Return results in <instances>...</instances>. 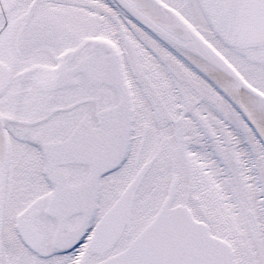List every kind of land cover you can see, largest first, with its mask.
Wrapping results in <instances>:
<instances>
[{
	"label": "snow or ice",
	"instance_id": "snow-or-ice-1",
	"mask_svg": "<svg viewBox=\"0 0 264 264\" xmlns=\"http://www.w3.org/2000/svg\"><path fill=\"white\" fill-rule=\"evenodd\" d=\"M0 264H264V0H0Z\"/></svg>",
	"mask_w": 264,
	"mask_h": 264
}]
</instances>
